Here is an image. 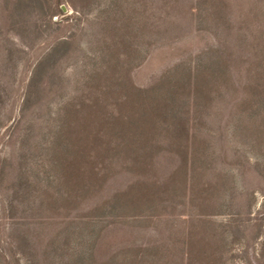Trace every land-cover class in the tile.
I'll use <instances>...</instances> for the list:
<instances>
[{
    "label": "rangeland",
    "instance_id": "obj_1",
    "mask_svg": "<svg viewBox=\"0 0 264 264\" xmlns=\"http://www.w3.org/2000/svg\"><path fill=\"white\" fill-rule=\"evenodd\" d=\"M0 264H264V0H0Z\"/></svg>",
    "mask_w": 264,
    "mask_h": 264
}]
</instances>
